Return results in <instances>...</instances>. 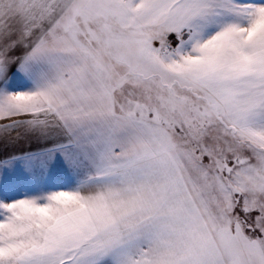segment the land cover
I'll list each match as a JSON object with an SVG mask.
<instances>
[{
    "label": "snow or ice",
    "instance_id": "obj_1",
    "mask_svg": "<svg viewBox=\"0 0 264 264\" xmlns=\"http://www.w3.org/2000/svg\"><path fill=\"white\" fill-rule=\"evenodd\" d=\"M0 264H264V0H0Z\"/></svg>",
    "mask_w": 264,
    "mask_h": 264
}]
</instances>
